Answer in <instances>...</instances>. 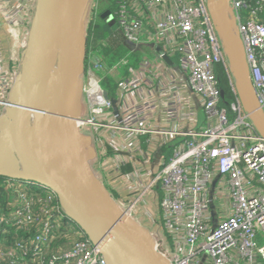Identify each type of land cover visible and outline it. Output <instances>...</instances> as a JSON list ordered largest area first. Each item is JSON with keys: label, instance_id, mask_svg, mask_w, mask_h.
<instances>
[{"label": "built area", "instance_id": "obj_1", "mask_svg": "<svg viewBox=\"0 0 264 264\" xmlns=\"http://www.w3.org/2000/svg\"><path fill=\"white\" fill-rule=\"evenodd\" d=\"M101 1L94 0L93 7ZM35 2L0 0V115L19 71ZM108 5L123 39L151 46L154 60L129 64L123 57L108 68L99 58L87 65V112L80 126L92 132L94 170L125 213L161 240L171 264H264V140L239 104L206 0H108ZM230 6L264 110V23L255 10L245 9L246 0H230ZM122 65H128L126 76L113 90L103 88L107 74ZM218 65L235 95L232 119L220 108ZM198 111L204 115L199 126ZM4 189L11 209L0 222L23 229L39 222L30 242L36 262L66 216L59 204H51L55 194L47 187L15 180ZM36 192L47 195L44 206L35 207ZM63 229L76 238L45 264H104L77 225L69 222Z\"/></svg>", "mask_w": 264, "mask_h": 264}, {"label": "water", "instance_id": "obj_2", "mask_svg": "<svg viewBox=\"0 0 264 264\" xmlns=\"http://www.w3.org/2000/svg\"><path fill=\"white\" fill-rule=\"evenodd\" d=\"M93 1L36 0L19 71L0 115V177L49 188L65 216L100 250L104 264H171L161 240L113 199L94 170V139L81 130ZM206 7L239 104L264 140V110L230 0H206ZM100 17L118 29L109 10ZM163 61L172 64L166 55Z\"/></svg>", "mask_w": 264, "mask_h": 264}, {"label": "trees", "instance_id": "obj_3", "mask_svg": "<svg viewBox=\"0 0 264 264\" xmlns=\"http://www.w3.org/2000/svg\"><path fill=\"white\" fill-rule=\"evenodd\" d=\"M102 1H105L108 4V0ZM102 1L99 8H92L87 23L85 69L90 62L99 60V58L102 59V62H104L108 68H111V66L120 61L123 57L127 60L124 56V39L122 34L118 29L114 31L111 30L110 26L106 23L108 20L105 21L99 16V12L105 10L104 6H102ZM248 8L255 10L259 21L264 23V0H246L245 9ZM106 10L110 11L111 16L113 8L108 5ZM152 52H154L153 48ZM129 63L131 64L130 61ZM120 70H118V73H109L106 76L104 83L107 87L111 85V90H113V85H115L121 77H125L127 74V71H125L124 74L121 73ZM215 75L218 80L219 88L223 93L220 98V108L226 109L228 111L229 119H232L233 113L230 110V104L235 101V95L230 88L229 78L223 66L218 65L216 67ZM165 149H167V147ZM106 150L110 152L109 147H107ZM127 168L129 169V167ZM7 181L13 182L15 180L0 177V218H2V216H7L8 211L11 209L9 207L11 198L8 191L4 189L5 182ZM46 197L47 195L43 192L34 193L33 202L35 207L44 206L46 204L44 202ZM54 198H52L53 200L51 204L58 206L56 198ZM69 222L71 221L65 217L63 224L60 226L59 232L54 235L50 244L44 249L42 257L36 262L32 261L33 249L30 242L37 234L39 222L36 221L31 229L9 227L5 223L0 222V264H45L47 258L53 255L57 249H68L71 247L73 238L75 239L76 236H74L72 232L63 229L64 225ZM83 238L87 239L85 235H83ZM17 245H21L22 249H19Z\"/></svg>", "mask_w": 264, "mask_h": 264}, {"label": "rangeland", "instance_id": "obj_4", "mask_svg": "<svg viewBox=\"0 0 264 264\" xmlns=\"http://www.w3.org/2000/svg\"><path fill=\"white\" fill-rule=\"evenodd\" d=\"M102 4H103L102 6H104V8L108 7L107 2L102 1ZM97 8H99V7H97ZM123 45H124V51H125L124 56L127 58L128 61H133V59L136 61H141L144 58H147L150 62H152L154 60V55L152 54V47L151 46L142 47V45H135L134 43H131L127 40H124ZM173 61L175 62L177 67H180V62H179L178 57H173ZM127 68H128V65H126V66L122 65L120 72L124 73L125 71H127ZM100 76H102V75H100ZM100 84L103 88H105V89L107 88V86L105 85L104 82H101ZM81 130L84 134H86L92 138V132H91V129L88 125L81 127ZM257 242L259 245L263 244L262 239L260 238V233L257 234Z\"/></svg>", "mask_w": 264, "mask_h": 264}, {"label": "crops", "instance_id": "obj_5", "mask_svg": "<svg viewBox=\"0 0 264 264\" xmlns=\"http://www.w3.org/2000/svg\"><path fill=\"white\" fill-rule=\"evenodd\" d=\"M185 110V109H184ZM197 126L201 125L203 120H204V115L201 111L197 112ZM202 121V122H201ZM187 122H183L184 126L186 125Z\"/></svg>", "mask_w": 264, "mask_h": 264}, {"label": "flooded vegetation", "instance_id": "obj_6", "mask_svg": "<svg viewBox=\"0 0 264 264\" xmlns=\"http://www.w3.org/2000/svg\"><path fill=\"white\" fill-rule=\"evenodd\" d=\"M104 11H101L100 13H99V16L103 13Z\"/></svg>", "mask_w": 264, "mask_h": 264}]
</instances>
